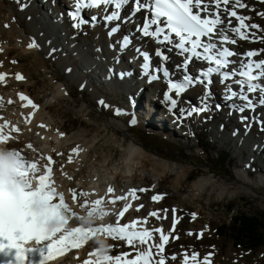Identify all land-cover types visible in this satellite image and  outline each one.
I'll list each match as a JSON object with an SVG mask.
<instances>
[{"label":"rangeland","instance_id":"374dc122","mask_svg":"<svg viewBox=\"0 0 264 264\" xmlns=\"http://www.w3.org/2000/svg\"><path fill=\"white\" fill-rule=\"evenodd\" d=\"M242 2L248 8L253 9V11L242 9V15L250 18L245 23L249 25L255 23L259 26L258 30H251L255 39L243 40L242 48L244 51H257L259 55L256 59H264V17L256 15L257 11L264 13V4L259 3L258 0H242ZM0 3H2L0 29L4 31L2 38H10L6 32L10 24L16 22V16L13 15L14 20H12L6 14L8 9L11 10L13 4L22 11L28 10L29 7L21 9L15 0H0ZM51 5L53 6L54 3ZM26 15L23 16L22 25L28 23ZM4 18L8 21L7 27L1 24ZM234 24L235 21H233ZM20 27L21 24L18 29ZM91 29L89 25H85L81 31L77 32L67 23L68 34L64 36V41L65 43L74 41L79 45L82 39L92 38ZM15 36L16 34L11 38L12 44L7 43L6 46H0V53L5 50L9 51L7 58L9 63L6 61V64L13 67L15 71L23 68L24 73L29 76L28 91L34 98H39L41 101L37 107L41 109L46 106V111H42L45 121H48L45 123L47 125L53 123L55 127L63 126L67 134H64L65 141L61 139L60 143H56L47 136L50 133L56 134L57 130L42 133L39 132L40 125H35L34 128L38 130L32 131L25 128L27 125L24 127L25 123L19 120L17 123L19 122L21 133L7 141V144H15L12 149L19 150L29 162L36 163L42 160L41 164L38 163V167L43 164L52 166L54 176L57 178L56 183L63 182L61 172L66 168L75 170L73 162L80 163L79 167L84 180L88 178L86 180L90 182L84 181V186L88 190L93 184V188L97 185V190L98 185L106 183L104 190L102 187L97 191L93 189L92 193L90 192L92 197L88 195L91 201L95 196L94 200H105L101 205L103 210L110 207L109 204L112 205L108 203V197L110 195L113 197L114 194L107 191L109 187L119 192L133 191L134 200L130 201L127 206L123 217L125 220L122 223L112 222L110 225L134 226L133 222L137 224L140 220L143 224V228H137L140 232L147 228L163 229L159 217L165 215L170 209H175L178 217L177 225L165 244V256L178 253L177 256L181 257L196 252L202 253L205 257L209 255V252L213 254L210 257L211 260L217 258V264H264V247L246 251L234 244L228 232H225L223 237L217 236V229L224 224H229L238 214L251 217L264 213V131L260 130V125L253 124L245 131L244 125L239 122L235 113L228 115L230 109L226 105L219 112L213 105L208 113L178 120L176 118L179 116L178 110H174L175 115H173L165 105L156 106L157 102L153 100V97L145 100L144 96L149 95L147 90L144 89V93L139 95L141 84L145 82L138 81L139 84L133 92L139 90L137 95L140 100L146 104L150 103L155 111L152 115L149 109H142L145 112L143 116L148 118L153 116L149 123L144 122L143 124L139 121L142 116H137L132 111L133 104L129 99L130 95H122L124 90L118 93H115L117 92L115 89L114 91L107 90L101 94L100 99H94L86 87L81 88L70 84L66 73L56 63L55 56L45 57L39 48L27 51V46L16 45L19 39ZM22 38L32 41L31 37L26 34H23ZM1 57L2 55L0 59ZM40 58L44 61L42 69L39 65ZM10 61H15V63L10 64ZM134 70L136 76L140 77L136 66ZM130 79L134 80V77ZM59 81L64 83H61L64 88L67 85L71 86H69V91L57 100L53 98V91ZM98 81H101V78H98ZM26 84L21 89L25 90ZM7 91L9 94L14 92L9 87ZM20 92L18 90L12 96L17 98ZM193 98L194 101L187 104L182 103L179 107L194 106L195 102L199 105L200 97L193 95ZM98 100H103L109 107H102L97 103ZM16 106L9 107L10 111L16 112ZM133 117L136 123L130 124ZM119 122L125 123L127 127L115 130L113 125ZM238 130H243L244 136H248L249 142L245 143L244 147L236 144L235 136ZM234 132L235 135H233ZM82 133L86 135L80 137L79 134ZM23 137L30 142L24 143ZM47 139H49L48 144H46ZM91 141H94V144ZM71 142L76 145H71ZM62 146L63 148H58ZM129 147L139 148L143 155H135L132 163H128L131 164L129 165L130 171L126 172L124 169L127 164ZM73 148L83 149L82 153L77 154L78 159L77 155L71 151ZM46 157L53 161L51 165L48 164ZM81 158L84 160L80 161ZM102 161L105 163L103 164ZM111 176L115 184L107 183L108 180L105 177ZM154 196L160 199L153 200ZM122 206L123 204L118 202L117 210H123L125 207L122 208ZM150 213L156 215H150ZM99 225L104 227L102 223ZM93 245L97 247L104 245V251L107 248L111 250L112 247V255H122V258L125 253L128 254L127 258L135 257L133 255L136 253V247L129 245L127 241L118 238L113 240L105 233H98L97 241H94ZM78 250L81 251L74 255V258L80 257L82 261L89 259L92 254L91 247L83 251L79 248Z\"/></svg>","mask_w":264,"mask_h":264},{"label":"snow or ice","instance_id":"6c2138e0","mask_svg":"<svg viewBox=\"0 0 264 264\" xmlns=\"http://www.w3.org/2000/svg\"><path fill=\"white\" fill-rule=\"evenodd\" d=\"M258 2L264 4V0H258ZM129 3L132 4L131 10L127 16L122 17V9ZM85 9H99L103 15L93 14L85 18L83 16ZM237 9L253 11L242 0H72L67 16L71 21V28L77 32L81 31L85 25L96 26L103 23L109 38L119 32L122 23L136 21L139 38H148L158 45L154 50V55L159 58V63L152 68V71H149L152 54L142 50L139 46L135 47V55L132 59L135 61L137 57H142L141 75L146 77L149 83L163 80L166 84L163 102L173 115H175L174 110L178 109L179 116L176 117L178 120L193 115L199 116L212 110L209 103L213 97L210 89L213 83L211 77L213 74H218L219 83L224 88L222 100L227 102L236 98L243 102L241 104L227 103L226 106L230 109L228 115L239 114L238 120L244 125L245 131L253 124L260 125V130L264 131V119L255 114L257 104L264 107V59H253L259 55L257 51L249 50L238 53L226 46L235 45L237 39L254 40L255 37L251 34V30L259 29L255 23L250 25L245 23L250 18L239 14ZM141 11L144 13L142 24L138 22L136 16ZM256 15L264 17V13L258 11ZM116 21L119 23H113ZM233 21H235L234 25ZM225 32H231L236 39H230L224 34ZM131 35L130 32L117 41L119 53L114 57L115 62H119V54H123L132 46ZM214 37L219 38V45L212 42ZM161 45L163 48L159 47ZM27 47L37 49L39 44L32 40ZM108 47L112 49L116 45L110 42ZM173 49L178 55L187 54L182 65L175 66V72L166 67V62L170 59L166 53L172 52ZM56 51V48H50L49 56ZM96 51L102 52L103 50L97 49ZM237 56L242 58L240 62L246 70H237L235 67L229 69V65L237 63L233 59ZM195 60L205 61L209 66L206 69H198L197 74L193 76L189 72V66ZM176 72L180 73L179 79L174 78ZM106 75L108 77L119 75L123 78L130 73L117 74L113 68L109 67ZM236 76L243 79H233ZM15 79L20 81L24 77L16 73ZM4 80L5 74L0 73V82ZM229 80L239 87V91L226 83ZM197 84L204 88L203 96L199 98V105L188 108L179 107L183 94ZM80 87L84 88L85 85L81 84ZM257 92L259 93L258 98L249 95ZM19 99L26 101L32 110L37 108V105L27 96L20 95ZM97 103L104 108L109 107L103 100H98ZM223 106L225 105L215 104V110L219 112ZM246 110L251 113L250 116L243 115ZM135 123L136 119L133 117L130 124ZM40 127L43 128L44 125ZM11 131L17 132L18 129L12 126ZM8 139L9 137L0 133V145H5ZM71 151L77 153L78 149L73 148ZM46 159L51 165V158L46 157ZM37 171V164L25 160L19 151L0 147V258H2L0 264H48L49 261L64 255L71 249L80 248L96 233H105L113 240L118 238L127 241L133 247H135L134 242L138 241L140 245L146 247L137 251L133 259L127 258V253L123 254V258L122 256L113 257L101 249L97 253L98 259L95 264H167L168 258L164 255V245L169 237L164 234L163 229H155V232L160 233L159 243L149 244L148 242L152 240L151 232L147 230L129 232L130 225L128 224L120 227L113 225L100 228L73 227L69 224L70 220L74 218L84 220L85 218L75 217L64 202L63 196L52 187L47 168L43 175L37 176ZM33 180L36 182L35 185H33ZM71 191L73 192L72 199L76 203H79V196L89 195L86 192L77 194L75 189ZM107 191L112 193L113 189L109 187ZM115 199L120 200L123 197ZM152 199L158 200L160 197L154 196ZM102 203V199H96L91 201L90 207L87 204H80V207L87 211L89 223L94 218L106 215L101 208ZM108 203H114V201L109 200ZM126 211L127 206L119 212V217H122ZM172 211L174 228L177 223L176 210ZM150 215L156 214L150 213ZM32 242L36 245L35 247L25 246ZM153 248L156 249L155 252L152 251ZM33 256H38L39 259L34 261ZM210 257L211 253L201 262L197 259V254L193 253L191 259L196 261V264H212ZM171 259L175 260V255ZM188 259L185 256L184 264H188ZM83 264H92V262L84 260Z\"/></svg>","mask_w":264,"mask_h":264},{"label":"bare ground","instance_id":"6f19581e","mask_svg":"<svg viewBox=\"0 0 264 264\" xmlns=\"http://www.w3.org/2000/svg\"><path fill=\"white\" fill-rule=\"evenodd\" d=\"M15 1L18 2V5L20 6V8H21V5H23V8H28V7L29 8L26 11H22L15 4L11 5V8H10L11 10L8 9L6 14L9 17H11L12 20H14V16H16V19H15L16 22L10 24L9 29L6 32V35L9 36L10 38L3 39L2 36H4V31L0 29V46H2V47H3V45L6 46L7 43L12 44L11 38H13L14 34H16L15 37L19 39V41L16 42V45H22V47H26L30 43V41H27L26 39L22 38V35L26 34V35L30 36L32 40H35L39 44V50L41 51L42 55H45V57L49 56L50 48H56L57 51L52 56H55L56 63L59 66H61V69L66 73L67 78L70 80L71 85L73 84V85H76L78 87H80L81 84L85 85V87L87 89H89L90 95L94 99H100L101 94L107 90L108 91H114V89H115V90H117V92H115V93H118V92L124 90L122 95H126V94L130 95L129 99L131 98L130 100L132 101V104H133L131 106L132 111L135 115L142 116V118L139 121L142 122L143 124H144V122L149 123V121L152 120L153 116L151 118L143 116V115H145V112H143L142 109H149L153 113L152 115L155 114V111H154V107L151 106L150 103L146 104L145 102H142L140 100L139 96L137 95L139 90H140L139 95H140V93L143 92L144 89L147 90V93L149 94L147 97L144 96L146 99L144 97H143V99L147 100L150 97H153L154 98L153 100L157 102L156 106H158V104L160 106L165 105V103L163 102V92L166 90V85L163 82V80L161 79L159 81H154V82L149 83L147 81L146 77H143L142 75H141V77L136 76V72L134 70V67L136 66L138 69V72L141 74L142 70L140 68V64L143 61H142V57H137V59L135 61H133L132 57L135 55V51H134L135 47L139 46L142 50L148 51L150 54H152V57L150 60L151 65H150L149 71H152V68L159 63L157 58L154 56V50L156 47H158V45H156L153 41H151L148 38H144V39L139 38V34L135 33L136 21H134L132 23H122L120 25L119 32L117 34H115L114 36H112L111 38H109L107 36L106 30L103 26V23L96 25V26H92V25L90 26L89 25L92 28L91 31L93 32L92 38L91 39L84 38L81 40V43L79 45H77L74 41H66V43L64 41V36L68 34L67 23H68V25H71V21L67 16V10H68V7L71 4L72 0H15ZM51 3H54V5L52 6ZM0 7H2V3H0ZM23 8H21V9H23ZM237 11L239 14L242 15V9H237ZM62 12H63V14H62ZM84 13H85V10L83 11V16L86 18ZM93 13L102 14V12H100L99 9L94 10ZM25 14H27L26 16L28 17L27 18L28 23H26V25H22L23 24V22H22L23 16ZM141 15L142 14L136 15L139 23H140ZM123 16H125V15H122V17ZM5 18L7 19V17H5ZM5 18L2 20L3 23L1 22V24H3V25L8 24V21H6ZM65 20L67 21V23ZM113 23H119V22L116 21ZM20 24H21V27H20V29H18ZM123 29H125V32L123 31ZM126 30H128V32ZM129 32L132 33V35H131L132 46L128 50H126L123 54H119V56H118L119 62L117 63L114 60V57H116L119 53V45H118L117 41H119L123 35L129 34ZM224 34L227 35L230 39H236V37L231 32H225ZM110 42L113 43L114 45H116V47L110 49L108 47ZM212 42L217 43L219 45V38L214 37ZM242 43L243 42L241 40L237 39V43L235 45H232L233 47H235L238 50V53L244 52V50L242 51V48H241ZM159 47L163 48L162 45ZM97 49H102L103 51L97 52L96 51ZM25 50H26V48H25ZM32 50H34V49L28 48L27 51H32ZM8 54H9V51H6V50H5V52L0 53V55H2L0 60L6 59L3 61H0V73L5 74V80L0 82V122L3 124V128L1 129V132L5 136L9 137V139L11 137L14 138V136L16 134L21 133L20 129H19L20 125L18 124L19 122L17 123V121L20 120L22 123H25L24 127L27 125V127H25V128L30 129L32 131L38 130V129L34 128L35 125H44L43 128H41V127L39 128V130H40L39 132H42V133L52 132V131L57 130L56 134L50 133V135H48L47 137H50L56 143H60L61 139L64 140V134L66 135L67 132L65 131L63 126L58 125L57 127H55V124H53V123H50L48 125H47V123H45L48 121H45V118L43 115L44 113L42 114V111H46V106H43L41 109H39L37 107L35 110H32L31 107L29 105H27L26 101H21L19 99L20 95H24V96H27L36 105H38L41 102V101H39V98H34V96H32V94L28 91L29 86H28L27 82L29 80V76L24 73L23 68L16 69L17 68L16 67L15 68L16 71H15V70H13V67H10L8 64H6V61H7V63H9L8 59H7ZM166 54L170 57V59L166 62V64L168 65V67L173 72H175V66L177 64L182 65V61H183V58H185V56L184 55H178L177 51H175V49H173L172 52H167ZM256 58L257 57H255V59ZM233 59L236 60L237 63L235 65H230L229 69H231L232 67H235L237 70H241L239 67V63H241L240 61L242 58L237 56V57H234ZM11 63L12 62L10 61V64ZM39 65H40V68L42 69L43 65H44V61L42 59H41V63H39ZM207 65H208L207 62H205V61L195 60L194 63H192L191 67L189 68V72L193 75L194 74V68H199L200 66L206 67ZM109 67L113 68L117 74L122 73V72H127V73H130V75L123 76V78H121L119 75H114L112 77H108L106 75V70ZM16 73H20L24 77V79L17 81L15 79ZM132 77H134V80L130 79ZM98 78L99 79L101 78V81H98ZM175 78H180L179 72H176ZM136 79H138V80H136ZM233 79H243V78H239V76H236V77H233ZM124 80H128V81H124ZM138 81L139 82L144 81L146 83L141 84V88L138 91L133 92L134 88L137 87V85L139 84ZM212 81H213V83L210 85V89H211V92L213 93V97H212V100L209 102L210 106H213V105L215 106V104L226 105L227 103H236V104L243 103L242 101H240L239 99H236V98H234V100L227 101V102L222 100V96L224 95V88L219 83V75L216 74L213 77ZM16 82H18V83H16ZM57 83H59V84H58V86L55 87V90L53 91V98L60 100L63 97L62 95H64L65 93H67V91H69V89H70L69 86H71V85H67L64 88L61 84L63 82L59 81ZM226 83L230 84L234 90L239 91V87L237 85H235L232 82V80L226 81ZM25 84H26L25 90L21 89L22 87H24ZM8 87L10 89L14 90V92H13L14 94H16V92H18V90L21 91L20 94L17 96V98L12 96L13 93L12 94L7 93ZM218 91L220 92L219 94H218ZM203 92H204L203 86L196 85L195 87L187 90L183 94V98L181 99L180 104H182V103L187 104L190 101H194L193 95L198 96V97H202ZM249 95L253 96L255 98H258L259 93L257 92V93L249 94ZM58 97H59V99H58ZM16 99H17V101L15 102ZM9 101H11V103H9ZM180 104H179V106H180ZM13 105L14 106L17 105L16 106V112H14V113L11 112L10 108H9ZM21 105H24V106H21ZM194 106H198L196 104V102H195ZM259 107H261V109ZM186 108H188V107H186ZM81 111H82V108H81ZM235 114L237 115V118H238L239 114H237V113H235ZM255 114L257 116H259L261 119H264V107L257 104ZM243 115L250 116L251 113L246 110L243 113ZM12 126H15L18 129V131L12 132L11 131ZM122 127L125 128L127 126L125 123H120V122L115 123L113 125V128L115 130H121ZM244 133L245 132L243 130H238L237 135L235 136L236 144H239L242 147H244V145H246L245 143L249 142L247 135L244 136ZM61 134H63V135H61ZM85 135H86L85 133L79 134L80 137H84ZM44 137H46V136H44ZM75 139H77V137ZM48 140L49 139H47L46 144L49 143ZM23 142L29 143L30 141L29 140L27 141V138L23 137ZM79 142L80 141H78V143ZM91 143L94 144V141H91ZM70 144L76 145L75 143H72V142ZM4 146L7 147V149H9V150H13L12 147L15 146V144L8 143L7 145L5 144V145H2L1 147H4ZM253 146H254V144H253ZM58 148H63V146L58 147ZM77 149H78V151H77V153H74L75 155L83 152L82 148H77ZM17 151H19V150H17ZM127 153H129V154H128L127 159H126L127 164H126V167L124 170L126 172H129L130 171L129 165H131V164H128V163H132L133 157L135 155L142 156L143 153L137 147L136 148L135 147H129ZM20 154L22 155V153H20ZM76 158L78 159L79 156L77 155ZM83 160H84V158H81L80 161H83ZM105 161H106V159H105ZM102 162H103V164L105 163L104 161H102ZM38 163L41 164L42 160H40L39 162H36L38 171H43L45 168H51L52 169V167L44 166V164L41 167L40 166L38 167V165H39ZM73 164H74L73 168H75V170H71L70 168H66L63 172H61L62 178H63L62 183L61 182L56 183L57 178L54 176V180H53V175H52V182H53L52 187L55 188L56 192L59 195L63 196L64 202L69 206L71 211L75 214V217H84L85 218L84 220H79V219L74 218L73 220L70 221L69 224L73 227H97V228H100V225H99L100 223H102L104 226L110 225V223H112V222L122 223L123 220H125V218H123L125 213L122 217H119V212L121 210H117L116 205L119 202V203L123 204L122 208L128 206L129 202L134 200L133 195H135V193L133 191L128 192L126 190H123L121 192H119L117 189L113 190L112 194H114V196L110 197L111 196L110 195L108 197V200H113L114 203H112V205L109 204L110 207L108 206L107 209L105 208V210H103L106 213V215L94 218L91 220V223H89L87 220V211L84 208H81L80 204H87L90 207V205H91V198H90L91 194H90V192L93 191V189H95V191H97L100 187H102L104 190L106 188L105 187L106 183H104L102 181L103 183L98 185L97 190H96L97 185H96V187L93 188V186H94V184H93V186H91L92 188H90V190H88V188H86L84 186L85 185L84 181L88 178H86L84 180L83 173L79 167L80 163L73 162ZM110 174L113 175V173H110ZM105 179L108 180V182L105 181L107 183H112V182L114 183V180H112V176L111 177H105ZM54 181H55V183H54ZM58 181H59V179H58ZM86 182L90 183V182H88V180H86ZM102 188H100V189H102ZM71 189H75L76 193H78V194L81 192H86V193L90 194V196H86V197L85 196H79L78 197L79 203H76L72 199L73 192L71 191ZM116 197H123V199L116 200L115 199ZM95 198H96V196L94 197V199ZM103 201H105V200H103ZM172 210L173 209H170L169 211H167L165 213V215H163L162 217H159V221H160V224L163 228V232L169 238H170L171 232L173 230H175V227L173 228V225H172V219H173V215H174ZM105 216H107V217H105ZM118 217H119V219H118ZM175 217H176V220H178L176 211H175ZM137 228H143V224L140 220L137 221V224H134V226H130L128 231L129 232H132V231L140 232V231H138ZM145 230L152 233V240L148 242L149 244H151L153 242L159 243L160 233L155 232V230L151 229V228H147ZM97 234L98 233L94 234L88 241H86L79 248V249H82V251L87 250L89 247L92 248V254L90 255L89 259H87V260L91 261L92 264H95V262L98 259V256H97L98 251L100 249H103V247H104V245L102 247H97V246L93 245V242L97 241ZM134 243H135V247H136V252L141 250V248L146 247V246L140 245L138 241H136ZM164 248H165V245H164ZM80 251L81 250H78V249L77 250L71 249L69 252L65 253L64 255L58 256V257H56V259L49 261L48 264H65V263L66 264L67 263H69V264L70 263L83 264V261L81 260L80 257L74 258V255H76ZM152 251L155 252L156 249L153 248ZM105 252H106V254H108L107 253L108 250H106ZM208 254H210V253L208 252ZM135 255H136V253H135ZM135 255H133V256H135ZM173 255H175V254L166 255V257L168 258L167 264H184L185 256H187L189 258L188 263L193 262L192 264H196V261H193L191 259V256H192L191 253L183 255L181 257L177 256L178 255V253H177V255H175V257H176L175 260L171 259V257ZM211 255L213 256L212 253H211ZM203 256L204 255L202 253H199V254H197V259L200 260L201 262H203V258H204ZM32 259L35 261V260H38L39 258H37V256H33ZM129 259H132V257H130ZM216 259L217 258H215V260L212 261V264H217Z\"/></svg>","mask_w":264,"mask_h":264},{"label":"trees","instance_id":"16d2710c","mask_svg":"<svg viewBox=\"0 0 264 264\" xmlns=\"http://www.w3.org/2000/svg\"><path fill=\"white\" fill-rule=\"evenodd\" d=\"M221 227L217 229V236L223 237L228 232L234 244L242 250L264 247V213L251 217L238 214Z\"/></svg>","mask_w":264,"mask_h":264}]
</instances>
